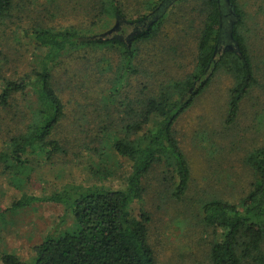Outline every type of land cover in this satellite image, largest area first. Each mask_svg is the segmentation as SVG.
<instances>
[{
  "label": "rangeland",
  "instance_id": "obj_1",
  "mask_svg": "<svg viewBox=\"0 0 264 264\" xmlns=\"http://www.w3.org/2000/svg\"><path fill=\"white\" fill-rule=\"evenodd\" d=\"M118 1L125 11L127 8L126 17L140 16L143 19L136 24L119 25V20L124 18L120 15L109 18L99 6L102 0H13L11 10L0 14V91L3 78L21 80L39 69V54L43 50L26 35L32 29L42 26L76 28L89 35L130 39L133 32L145 27L144 21L151 17L150 24L160 12L163 15L169 13L170 18L164 22L154 41L137 45L140 73L130 78L131 96L143 84L147 87L145 92H157L168 83L183 81L193 72L197 40L206 15L200 8L202 0H163L152 12L145 11L143 4L139 3H146V0ZM219 1L224 15L217 44L218 55L234 49L235 45L230 43V31L239 16L230 11L228 3L225 5L223 0ZM235 3L242 12L238 32L251 60L254 83L241 100L232 124L225 121L229 111V89L234 78L226 68L214 73L209 86L175 120L173 134L190 168L188 188L180 198L174 197L169 184L173 167L170 171L167 165L159 162L145 176L142 198L133 205L135 213L143 209L149 216L148 237L157 264H209L208 242L214 235L213 230L202 222L201 203L219 198L239 206L256 178L247 158L256 149L264 147V0H235ZM222 49L225 51L221 52ZM104 52L98 50L97 54L101 56ZM116 55L111 52L114 62ZM104 80L103 77L95 79V88L103 89L100 97L109 85ZM87 81L83 67L74 61H62L55 66L52 82L65 109L55 136L66 144L67 155H57L45 163L34 162L28 172L23 171L26 180L15 177L19 182L15 186L10 185L12 174L5 176L0 167V202L4 205L23 193L28 179L27 188L31 192L77 184H99L109 188L123 186L130 162L117 155L103 140L98 144L89 143L94 128L107 124L108 120L101 98L99 108L88 106V102L94 100L89 98L88 86H92ZM15 98L14 102L10 100V114L0 109L4 117L0 118V152L8 149L6 134L28 122L30 114L26 105L35 96L26 89L24 94H17ZM18 109L24 113L11 121L12 112ZM111 113L115 124L118 122L116 112L112 110ZM21 117L25 118L20 121ZM63 211L59 205L39 202L6 213L0 218V253L10 251L27 259L32 247L52 229L70 231L73 219L70 215L61 218Z\"/></svg>",
  "mask_w": 264,
  "mask_h": 264
},
{
  "label": "trees",
  "instance_id": "obj_2",
  "mask_svg": "<svg viewBox=\"0 0 264 264\" xmlns=\"http://www.w3.org/2000/svg\"><path fill=\"white\" fill-rule=\"evenodd\" d=\"M162 1L139 3L143 4L145 11L152 12ZM230 1L239 15L232 28L233 39L238 43L236 50L217 54L222 23L221 4L219 0H202L200 8L206 15L197 40V60L193 72L187 74L183 81L168 83L157 92H145L147 87L143 84L132 96L130 78L140 73L137 45L154 41L164 22L170 18L169 13L163 15L160 12L148 24L150 17L144 21L145 27L133 32L130 39L89 35L76 28L54 29L48 26L26 33L43 50L39 54V69L21 80L3 78L0 91V109L6 114L11 113L8 109L17 94L22 95L29 89L35 96L26 105L30 114L28 122L14 132L8 130L5 141L8 149L0 152L2 173L5 176L12 174L10 185L15 186L20 177L24 178L23 171L28 172L34 167V162L45 163L57 155H67L66 144L55 136L65 109L52 82L55 66L66 60L82 66L86 73L87 82L92 86H88L89 98L94 100L88 102V106L99 108L100 98L104 101L108 123L94 128L89 143L107 142L130 165L124 184L119 188L77 184L31 192L27 188L28 179L20 196L5 205L0 202V218L34 203L49 202L61 206L64 210L61 218L70 215L74 223L70 231L52 229L32 247L27 259L10 251L1 252L0 264H157L148 237L149 216L143 209L135 213L133 205L142 198L145 176L159 162L167 165L170 171L173 167L169 184L174 197L180 198L188 188L190 168L173 134L175 120L209 86L214 73L226 68L234 78L229 89V111L225 121L232 124L241 100L254 83L251 60L238 32L242 12L235 0ZM100 5L101 11H106L109 18L114 19L116 15L124 18L119 20V25L136 24L143 19L140 16L126 17L127 8L125 11L118 0H102ZM12 7L13 0H0V14H7ZM98 50L105 52L98 56ZM111 52L118 54L115 62ZM105 54L108 56L105 57ZM101 77L109 85L104 88L106 95L102 92L100 97L103 89L95 88V79ZM1 110L0 118L3 117ZM112 110L118 120L115 124ZM21 113L24 112L19 109L12 112L10 120L15 121ZM24 118L21 117L20 121ZM247 162L255 170L256 178L239 206L219 198L201 203L202 222L213 230L214 235L208 242L209 264H264V147L249 155Z\"/></svg>",
  "mask_w": 264,
  "mask_h": 264
},
{
  "label": "water",
  "instance_id": "obj_3",
  "mask_svg": "<svg viewBox=\"0 0 264 264\" xmlns=\"http://www.w3.org/2000/svg\"><path fill=\"white\" fill-rule=\"evenodd\" d=\"M227 3H228V5L230 6V11L232 12V13H234V9H232L233 7H232V2L230 1V0H225ZM230 38H232L233 39V36H232V30L230 31ZM234 49L236 50L237 49V46H238V43L235 41L234 42Z\"/></svg>",
  "mask_w": 264,
  "mask_h": 264
},
{
  "label": "flooded vegetation",
  "instance_id": "obj_4",
  "mask_svg": "<svg viewBox=\"0 0 264 264\" xmlns=\"http://www.w3.org/2000/svg\"><path fill=\"white\" fill-rule=\"evenodd\" d=\"M223 3L225 4V5H227V2L225 1V0H223ZM221 13H222V16L224 15V13H223V11H221ZM233 41V42H232ZM234 39H230V43H232L233 45H234ZM219 45V44H218ZM217 45V47H216V50L218 51L219 50V46ZM226 46V45H225ZM234 47V46H233ZM228 47L226 46V49H227ZM228 50H230V49H228ZM232 50V49H231ZM225 50L224 49H222V51L221 52H224Z\"/></svg>",
  "mask_w": 264,
  "mask_h": 264
},
{
  "label": "crops",
  "instance_id": "obj_5",
  "mask_svg": "<svg viewBox=\"0 0 264 264\" xmlns=\"http://www.w3.org/2000/svg\"><path fill=\"white\" fill-rule=\"evenodd\" d=\"M239 111V110H238ZM238 114V113H237ZM237 117V116H236Z\"/></svg>",
  "mask_w": 264,
  "mask_h": 264
}]
</instances>
